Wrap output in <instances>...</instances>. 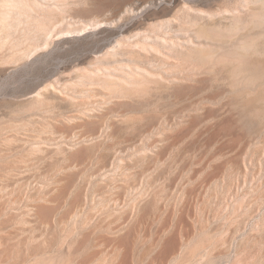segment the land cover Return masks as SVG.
I'll use <instances>...</instances> for the list:
<instances>
[{"label": "rangeland", "instance_id": "374dc122", "mask_svg": "<svg viewBox=\"0 0 264 264\" xmlns=\"http://www.w3.org/2000/svg\"><path fill=\"white\" fill-rule=\"evenodd\" d=\"M6 2L0 264H264V0Z\"/></svg>", "mask_w": 264, "mask_h": 264}, {"label": "bare ground", "instance_id": "6f19581e", "mask_svg": "<svg viewBox=\"0 0 264 264\" xmlns=\"http://www.w3.org/2000/svg\"><path fill=\"white\" fill-rule=\"evenodd\" d=\"M13 1V0H12ZM16 1V0H15ZM12 3V2H11ZM0 4H1V6H2V8H0V9H3L4 7H6L5 9H7V4H8V2H6V0H0ZM12 7V6H11ZM8 10H9V8H8ZM7 10V11H8ZM5 13H7L8 15H9V13H11L10 11L9 12H3V13H1L2 15H1V17H0V31H2V28H3V26H4V21H3V19H7L8 17H7V15L5 14ZM3 16V17H2ZM10 16V15H9ZM7 17V18H6ZM19 18V17H18ZM20 20V19H19ZM16 21H18V19L16 20ZM19 22V21H18ZM8 25H9V23H8ZM15 25V24H14ZM13 26V25H12ZM30 51V50H29ZM26 53V52H25ZM24 53V54H25ZM29 53V52H28Z\"/></svg>", "mask_w": 264, "mask_h": 264}]
</instances>
